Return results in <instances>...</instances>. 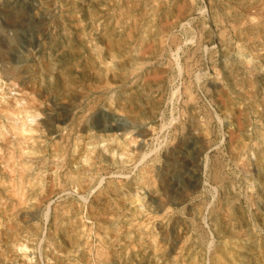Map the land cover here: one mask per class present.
Masks as SVG:
<instances>
[{"label":"rangeland","instance_id":"obj_1","mask_svg":"<svg viewBox=\"0 0 264 264\" xmlns=\"http://www.w3.org/2000/svg\"><path fill=\"white\" fill-rule=\"evenodd\" d=\"M129 1L0 0V264H264V0Z\"/></svg>","mask_w":264,"mask_h":264},{"label":"bare ground","instance_id":"obj_2","mask_svg":"<svg viewBox=\"0 0 264 264\" xmlns=\"http://www.w3.org/2000/svg\"><path fill=\"white\" fill-rule=\"evenodd\" d=\"M123 1V6L126 8V10H131V9H134L135 7H137V5H136V2L134 1H129V0H122ZM189 1V0H188ZM112 2V1H111ZM227 2V1H226ZM167 3V2H166ZM231 4V3H230ZM263 4V3H262ZM98 6V5H97ZM156 6H158L157 4H156ZM238 6V5H237ZM210 10V9H209ZM137 11V10H136ZM200 11V10H199ZM264 11V10H263ZM133 12V11H132ZM135 12V11H134ZM148 12V11H147ZM205 12V11H204ZM185 13V12H184ZM183 13V14H184ZM185 14H187V13H185ZM184 14V15H185ZM126 15V14H125ZM165 15V14H164ZM221 15V14H220ZM123 16V15H122ZM129 17V16H128ZM170 17V16H169ZM258 17V16H257ZM137 18V17H136ZM175 18V17H174ZM165 19V18H164ZM123 20V19H122ZM144 21H145V19H144ZM168 21V20H167ZM163 23V22H162ZM143 24V23H142ZM207 24V23H206ZM257 24V23H256ZM263 25V24H262ZM160 26V25H159ZM222 28V27H221ZM206 31H208L207 29H206ZM212 32V31H211ZM247 32V31H246ZM139 33V32H138ZM249 35V34H248ZM159 36V35H158ZM120 43V42H119ZM128 43V42H127ZM149 43V42H148ZM158 43V42H157ZM124 45V44H123ZM136 45V44H135ZM148 45V44H147ZM125 46V45H124ZM146 48V47H145ZM158 49V48H157ZM161 49V48H160ZM138 51V50H137ZM147 51V50H146ZM144 55V54H143ZM124 57V56H123ZM133 57V56H132ZM131 59H133V58H131ZM133 61V60H132ZM98 62V61H97ZM133 63V62H132ZM129 64V63H128ZM103 65V64H102ZM141 70V69H140ZM129 71V70H128ZM134 72V71H133ZM49 77V76H48ZM141 82V81H140ZM94 84V83H93ZM117 84V83H116ZM143 84V83H142ZM110 85V84H109ZM99 86V85H98ZM121 86V85H120ZM87 87V86H86ZM94 87V86H93ZM105 87V86H104ZM156 87V86H155ZM92 89V88H91ZM133 90V89H132ZM147 91V90H146ZM94 95V94H93ZM83 98V97H82ZM143 98V97H142ZM154 98V97H153ZM120 102V101H119ZM89 104V103H88ZM127 114V113H126ZM122 115V114H121ZM133 118V117H132ZM131 118V119H132ZM191 124V123H190ZM218 181V180H217ZM250 235V234H249Z\"/></svg>","mask_w":264,"mask_h":264}]
</instances>
